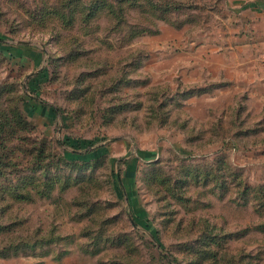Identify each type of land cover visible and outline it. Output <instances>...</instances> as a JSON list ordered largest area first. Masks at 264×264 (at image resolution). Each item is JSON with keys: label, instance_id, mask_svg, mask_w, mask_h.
Wrapping results in <instances>:
<instances>
[{"label": "rangeland", "instance_id": "374dc122", "mask_svg": "<svg viewBox=\"0 0 264 264\" xmlns=\"http://www.w3.org/2000/svg\"><path fill=\"white\" fill-rule=\"evenodd\" d=\"M242 183L264 0H0V264H264Z\"/></svg>", "mask_w": 264, "mask_h": 264}, {"label": "trees", "instance_id": "16d2710c", "mask_svg": "<svg viewBox=\"0 0 264 264\" xmlns=\"http://www.w3.org/2000/svg\"><path fill=\"white\" fill-rule=\"evenodd\" d=\"M97 7H95L94 6V8H92V11H90L88 14H87V19H90V18H92L94 15H95V13H96V8H98L99 9V7H100V4H98V5H96ZM99 159V158H98ZM97 159V160H98ZM97 160H95V161H97ZM75 160H73V162H74ZM84 163V165H85V163H86V165H89V163L90 162H88V161H84L83 162ZM219 169V168H218ZM223 184H226V182H224ZM237 187H239V188H241L240 189V192H241V195L244 197V198H247V199H249V198H254L255 200H258L257 202L258 203H261L260 205L261 206H264V202H262V201H264V185L263 186H261V187H253V186H251V185H249V184H247V183H242V184H239ZM259 194H261V197L259 196ZM263 227V229H264V225L262 226ZM227 237V236H226ZM11 249V248H10ZM10 249H6V251H10ZM1 256V255H0ZM7 257L8 256V254L6 253V254H4V257Z\"/></svg>", "mask_w": 264, "mask_h": 264}]
</instances>
